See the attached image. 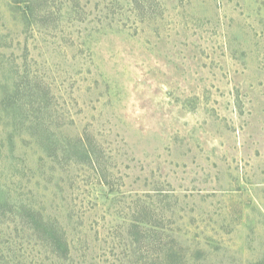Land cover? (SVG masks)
I'll use <instances>...</instances> for the list:
<instances>
[{"label":"rangeland","instance_id":"rangeland-1","mask_svg":"<svg viewBox=\"0 0 264 264\" xmlns=\"http://www.w3.org/2000/svg\"><path fill=\"white\" fill-rule=\"evenodd\" d=\"M0 264H264V0H0Z\"/></svg>","mask_w":264,"mask_h":264},{"label":"trees","instance_id":"trees-1","mask_svg":"<svg viewBox=\"0 0 264 264\" xmlns=\"http://www.w3.org/2000/svg\"><path fill=\"white\" fill-rule=\"evenodd\" d=\"M26 10V9H25ZM64 246H65V248H66V250H65V248H64V251H67V245H66V242L64 241Z\"/></svg>","mask_w":264,"mask_h":264}]
</instances>
